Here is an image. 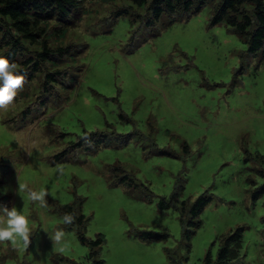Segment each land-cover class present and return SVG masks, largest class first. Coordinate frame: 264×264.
I'll return each instance as SVG.
<instances>
[{"label": "rangeland", "instance_id": "374dc122", "mask_svg": "<svg viewBox=\"0 0 264 264\" xmlns=\"http://www.w3.org/2000/svg\"><path fill=\"white\" fill-rule=\"evenodd\" d=\"M130 4L80 0L63 37L46 40L68 51L36 72L26 63L40 45L19 40L26 81L0 109V208L28 216L32 233L28 246L0 244V264H214L236 227L224 264H264V42L249 54L209 22L208 5L146 25L148 10ZM7 39L1 31L0 54ZM151 129V144L138 139ZM25 184L46 191V205Z\"/></svg>", "mask_w": 264, "mask_h": 264}, {"label": "trees", "instance_id": "16d2710c", "mask_svg": "<svg viewBox=\"0 0 264 264\" xmlns=\"http://www.w3.org/2000/svg\"><path fill=\"white\" fill-rule=\"evenodd\" d=\"M80 0H0V32L7 35L6 43L8 47L0 56L8 60H15V53L19 45V40L24 39L29 43L40 45V50L35 51V57L30 59L26 66H31L38 71V64L47 62L49 55L66 54V47L52 48L46 40L62 38L66 31V19L70 10L79 5ZM131 4L137 8H146L148 17L144 20L146 25H150L161 16L167 17V23L187 17L195 13L204 5L209 7V22L215 24L224 22L227 29L232 30L246 44V51L251 54L264 42V3L262 0H130ZM128 14L126 8L115 11V14ZM114 14V15H115ZM133 20V19H131ZM53 22V23H52ZM52 23L53 26H49ZM51 24V25H52ZM45 41V42H44ZM51 62H54L52 58ZM59 72L58 69L45 74V83L54 81L53 74ZM143 135V134H142ZM152 129L147 131L141 139L143 142L151 144ZM78 145V143H76ZM181 149L187 151L184 141L180 142ZM66 149L51 156V161L56 162L65 159ZM121 178H125L122 175ZM209 200V196L202 193L196 196L188 206V212L195 217L197 212ZM180 210L183 211L184 202L180 203ZM158 207H166L167 203L163 199L157 201ZM69 205H64L65 213L69 212ZM79 219V216H78ZM196 223V221H193ZM241 228L236 227L225 237L222 246L216 253L214 264H224L231 258L228 254L229 243H237L241 237ZM183 235L187 239L188 232L183 229ZM101 239L97 236L90 241L92 244L98 243ZM94 253V251H93ZM95 264L100 261L95 259ZM210 259L206 257V264Z\"/></svg>", "mask_w": 264, "mask_h": 264}, {"label": "clouds", "instance_id": "9594fccd", "mask_svg": "<svg viewBox=\"0 0 264 264\" xmlns=\"http://www.w3.org/2000/svg\"><path fill=\"white\" fill-rule=\"evenodd\" d=\"M25 81V74L17 71L15 63H10L7 58L0 56V109H7L14 102L18 93L23 91ZM20 189L27 191L31 201H39L42 206L46 205L48 193L43 189L39 192L33 191L26 184L21 185ZM62 219L65 225H71L75 222L76 216L72 213H65ZM31 233L28 216L18 211L15 206L0 208V244L7 242L15 246L22 241L24 246H28L31 243ZM63 237V230H58L50 239L59 243Z\"/></svg>", "mask_w": 264, "mask_h": 264}]
</instances>
